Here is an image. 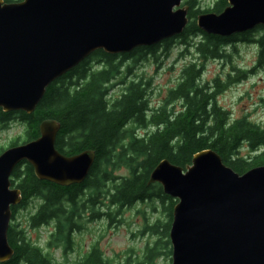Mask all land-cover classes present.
I'll return each instance as SVG.
<instances>
[{"label":"water","instance_id":"95a60500","mask_svg":"<svg viewBox=\"0 0 264 264\" xmlns=\"http://www.w3.org/2000/svg\"><path fill=\"white\" fill-rule=\"evenodd\" d=\"M183 1L0 0V109L32 114L54 81L96 51L129 54L181 35L189 21ZM195 23L219 37L249 32L264 26V0H227ZM38 130L37 139L0 153V263L13 256L7 232L11 208L22 201L14 168L25 162L37 180L67 188L82 184L95 161L91 150L65 156L55 149V120ZM153 184L175 201L171 264H264V166L240 175L203 150L185 169L160 161L149 174Z\"/></svg>","mask_w":264,"mask_h":264},{"label":"trees","instance_id":"16d2710c","mask_svg":"<svg viewBox=\"0 0 264 264\" xmlns=\"http://www.w3.org/2000/svg\"><path fill=\"white\" fill-rule=\"evenodd\" d=\"M3 1L15 3L21 0ZM183 4L188 6L189 21L183 33L174 39H182V44L187 50H192L195 59L182 70L177 85L168 91L164 104L156 110H151L148 103L149 81L141 77L130 80L123 93L114 99L109 97V84L120 74L124 60L132 59L135 64L148 55L156 61L161 46L166 52L174 39L123 55L96 51L54 81L32 114L4 113L0 109V123L15 118L23 124L24 142L37 139L39 124L50 119L60 125L55 141V149L59 153L65 156L85 150L95 153L94 164L84 182L67 188L37 180L32 167L25 162L14 168L11 183L22 195V206L29 198L41 200L38 213L30 218L32 228L54 222L57 233L53 240H65L68 238L66 228L73 226L74 217L84 207L79 202L80 198L86 191L87 197L93 191L87 203L94 204L95 196L102 189L108 205L125 207L154 198L162 205L167 202L170 224L175 201L164 195L159 185H148L150 172L162 160L185 169L190 166L194 154L212 150L227 167L240 175L253 167L264 166V127L247 115L232 119L229 111L218 103L223 92L246 78V71L237 69L223 79L202 80L203 63L207 60H229L228 49L233 47L235 50V44L239 42L255 45V67L264 68V26L231 37L208 35L197 28V15L221 12L227 6V0H219L213 10L207 11L195 10L196 0H184ZM199 37L200 40L195 42ZM117 59L121 61L116 62ZM93 60L101 61L102 67L93 69L90 65ZM127 73H130L129 67ZM175 104L179 108L175 109ZM130 123L142 129L151 127L154 131L138 136L134 128L128 127ZM17 144V141L12 142L10 147ZM243 146L251 155H240ZM121 168L127 170L128 176L118 182L114 172ZM15 212L16 208H12L11 220ZM158 224L149 230L158 232ZM22 234L23 231H17L10 224L7 240L13 256L0 264H54L49 255ZM164 236L165 241L161 239L154 247H147L141 260L131 264H154L160 250L169 248L168 236ZM80 264L110 262L93 253Z\"/></svg>","mask_w":264,"mask_h":264},{"label":"rangeland","instance_id":"374dc122","mask_svg":"<svg viewBox=\"0 0 264 264\" xmlns=\"http://www.w3.org/2000/svg\"><path fill=\"white\" fill-rule=\"evenodd\" d=\"M218 1L196 0L195 10H213ZM199 40L200 37L195 42ZM182 42V39H174L168 45L166 52L161 46L158 52L160 56L156 61L148 55L135 64L132 59L124 60L121 63L120 74L109 84L110 99L119 97L130 80L141 77L150 83L148 103L151 110L161 107L167 98L168 91L177 85L182 70L195 59L192 50H187ZM228 55H231L229 60L205 61L202 80L207 82L217 77L223 79L229 73L232 75L237 69L245 70L246 78L223 92L218 98V103L229 111L232 119H239L241 116L247 115L253 122L264 127V102L261 101L264 100V68L255 67L257 48L253 43L239 42L235 44V50L233 47L228 49ZM120 61L121 59H117L116 62ZM90 65L96 69L102 67L103 64L101 61L93 60ZM128 67L130 73H127ZM121 82L123 83L121 84ZM174 107L177 109L179 105L175 104ZM128 127L134 128V133L138 136L154 131V128L142 129L131 123ZM16 141L18 144L25 143L23 124L15 118L0 123V153ZM250 153L246 146L240 150L241 156H249ZM114 176L118 178L119 182L128 176V172L121 168L114 172ZM92 194L93 191H90L87 197L86 191L79 200L84 207L80 210L82 216L77 221V223L80 221V230L73 233L70 238L71 246L76 250L74 253L67 254L63 244L66 241L64 239L53 243L50 232H53L56 225L54 222L38 228L30 226V218L35 215L41 204L37 198H34L30 204L16 207L11 225L17 231H23L22 235L49 255L54 264H76L79 261L78 258L88 254L89 249L94 246H97L100 257L109 260L110 264H128V262L131 264L141 260L147 247L152 248L161 239L166 240L164 235L168 236L170 228L166 210L167 202L164 201L162 205L159 200L154 198L125 207L108 205L102 189L98 192L97 197L95 196L96 201H100L96 212L102 217L97 218L96 221H88L92 213L89 206L93 208L97 206V204L92 206L91 203H87ZM156 223L159 224L156 228L158 232L155 233L149 228ZM49 243L52 244L49 245ZM169 249L171 250L170 242L169 248L159 249L161 253L154 259V264H171Z\"/></svg>","mask_w":264,"mask_h":264},{"label":"flooded vegetation","instance_id":"af4514ba","mask_svg":"<svg viewBox=\"0 0 264 264\" xmlns=\"http://www.w3.org/2000/svg\"><path fill=\"white\" fill-rule=\"evenodd\" d=\"M21 197H22V195H21ZM33 199L34 198H29L27 200V202H26V205L27 204H30V202ZM22 203H23V200L21 201V203L17 207H22ZM96 204H97V206L95 208L89 206V208L91 209L92 213H91V216L88 218V221H96L97 218L102 217L101 214H99L98 212H96L97 209H98V207H99L100 201L97 200L94 204H92V206L93 205H96ZM39 208L37 209L35 215L38 213ZM81 216H82V213H80L79 215H76L74 217L73 226L67 227V231L65 232V234H67V232H68V238L65 239L66 241H64L63 244H64V247H65V250H67V254L68 253L71 254V253H74L76 251V250H74L73 246H71V240H70V238H71V236H72L73 233H76V231L80 230V226H79L80 221H79V223H77V221L81 218ZM56 233H57V227L55 225V227L53 229V232L52 231L50 232V236L52 237V240H53L54 236L56 235ZM59 242H61V241H59ZM53 243H56V241H54ZM51 244L52 243H49V245H51ZM89 250L90 251L88 252V254L83 255V256H81V257L78 258L79 261L76 264H80V263L84 262L88 258V256H90L93 253H95L97 255V257L100 258V252H99L97 246H94V247H92Z\"/></svg>","mask_w":264,"mask_h":264}]
</instances>
